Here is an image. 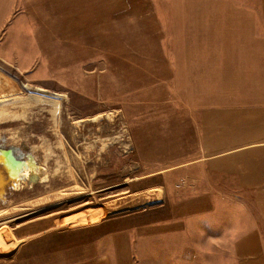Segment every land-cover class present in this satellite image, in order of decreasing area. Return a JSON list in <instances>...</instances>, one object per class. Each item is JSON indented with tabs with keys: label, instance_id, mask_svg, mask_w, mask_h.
Wrapping results in <instances>:
<instances>
[{
	"label": "rangeland",
	"instance_id": "obj_1",
	"mask_svg": "<svg viewBox=\"0 0 264 264\" xmlns=\"http://www.w3.org/2000/svg\"><path fill=\"white\" fill-rule=\"evenodd\" d=\"M8 15L0 18V264H69L64 251L119 217L168 216L171 206H146L150 188L134 193L151 186L153 169L192 158L204 104L264 105V0H15ZM30 156L46 178L27 174ZM130 177L136 187L126 192ZM234 207L231 217L218 213L226 234L218 248L247 240L250 226L264 234L256 206Z\"/></svg>",
	"mask_w": 264,
	"mask_h": 264
},
{
	"label": "crops",
	"instance_id": "obj_2",
	"mask_svg": "<svg viewBox=\"0 0 264 264\" xmlns=\"http://www.w3.org/2000/svg\"><path fill=\"white\" fill-rule=\"evenodd\" d=\"M13 3L15 0H0L3 23ZM204 105L199 110V122L192 123L198 133V148L192 158L181 165L153 169L156 171L145 178V182L152 181L151 186L134 193L138 196L150 188L155 194L146 206H171V213L141 222L119 217L118 224L97 219L96 223L110 225L101 226L102 233L87 243L64 251L70 252L69 264H144L148 257L152 258L151 264H191V260L195 264H218V260L225 264H264V234L256 231V226L249 227L247 240L233 236L230 246L222 244L218 248V239L223 243L226 236L218 234V213L227 212L231 217L227 210L239 209L234 206H256L264 221V105ZM123 146L126 153L128 144ZM138 148L136 144L135 150ZM110 154L104 153L102 163ZM104 168L102 165V171ZM31 175L46 178L41 169ZM155 177H160L159 183L153 181ZM132 181L130 177L126 182V192L136 187L131 186ZM229 194L241 198L232 202ZM244 241L248 244L245 250L233 248V244Z\"/></svg>",
	"mask_w": 264,
	"mask_h": 264
},
{
	"label": "bare ground",
	"instance_id": "obj_3",
	"mask_svg": "<svg viewBox=\"0 0 264 264\" xmlns=\"http://www.w3.org/2000/svg\"><path fill=\"white\" fill-rule=\"evenodd\" d=\"M2 76V75H1ZM56 95V94H55ZM30 99V98H29ZM31 99H32V97H31ZM36 99V98H35ZM37 100V99H36ZM35 100V101H36ZM40 100V99H39ZM19 101H21V99H14V100H8V101H4V105H7V104H15V103H17V102H19ZM45 102H50L53 106H54V108L55 109H58L59 108V103L56 101V100H52V99H47V98H45V100H44ZM8 107V106H7ZM5 110V109H4ZM4 110H2V111H4ZM9 112V111H8ZM7 112V113H8ZM1 115H0V120L2 119V120H4L5 118L3 117V115H2V112L0 113ZM1 159V158H0ZM8 161H9V159H8ZM28 170L26 171L27 172V174H30L31 172H38V170H37V168H39V166H38V164H37V162H36V160H35V158L34 157H32V156H30V158H29V160H28ZM35 168H36V170H35ZM50 171V170H49ZM56 171V170H55ZM32 176V175H31ZM80 192V191H79ZM32 207V206H31Z\"/></svg>",
	"mask_w": 264,
	"mask_h": 264
}]
</instances>
